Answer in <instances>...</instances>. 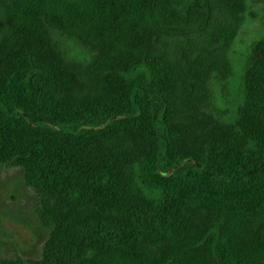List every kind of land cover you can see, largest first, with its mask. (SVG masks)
I'll list each match as a JSON object with an SVG mask.
<instances>
[{"label":"trees","instance_id":"obj_1","mask_svg":"<svg viewBox=\"0 0 264 264\" xmlns=\"http://www.w3.org/2000/svg\"><path fill=\"white\" fill-rule=\"evenodd\" d=\"M249 14L248 0H0V165L24 170L49 230L41 257L0 264H264V31L235 111H213ZM33 57L46 87L15 102L6 76ZM23 130L62 142L16 145Z\"/></svg>","mask_w":264,"mask_h":264},{"label":"rangeland","instance_id":"obj_2","mask_svg":"<svg viewBox=\"0 0 264 264\" xmlns=\"http://www.w3.org/2000/svg\"><path fill=\"white\" fill-rule=\"evenodd\" d=\"M248 7L249 12L255 14L256 17L248 15L247 21L233 44L231 59L234 73L228 87L224 89L217 81L212 84L213 111L224 116L225 119H228L236 109L235 105L242 85L243 65L250 45L264 31V0H248ZM36 67H42V64L34 57L29 58L24 69L18 71L12 69L6 76L9 83L14 79L21 89L13 98L15 102L32 101V97H39L40 80L42 82L44 80V87H46L47 79L34 75L32 72ZM43 67L46 69L45 66ZM44 97L47 99L46 105L52 106L54 91L51 90L47 95L44 94ZM174 130L176 139L180 142L182 128L176 126ZM10 139L16 145L37 144L44 148L62 142L55 133L42 134L35 130L14 132L10 135ZM37 207L38 197L26 185L24 170L21 167L0 165V258L20 257L26 261L41 257L44 244L49 238V230L42 225ZM75 231V226L72 224L65 227V237L62 241L64 252L68 251L74 242Z\"/></svg>","mask_w":264,"mask_h":264}]
</instances>
